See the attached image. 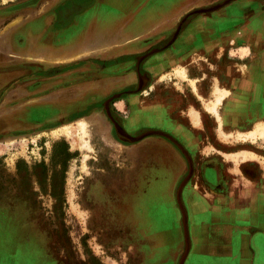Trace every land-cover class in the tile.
I'll return each instance as SVG.
<instances>
[{
  "label": "crops",
  "instance_id": "0c3cea01",
  "mask_svg": "<svg viewBox=\"0 0 264 264\" xmlns=\"http://www.w3.org/2000/svg\"><path fill=\"white\" fill-rule=\"evenodd\" d=\"M18 3L28 14L14 15L9 21L17 17L19 21L0 29V50L20 51L15 55L9 52L14 66L15 57H21L33 73L36 96L31 99L37 100V106L28 103L24 114L33 119L31 116L41 110L39 106L50 110L38 113L30 125L55 124L76 109V115L84 117L79 120L94 126L98 102L124 85H137L140 69L157 81L168 67L185 66L187 78L182 79L181 89L176 87V77L171 79L170 99L163 97L161 88V98L150 109L138 107L140 95L129 94L114 101L111 110L122 116L132 111L133 119L123 122L130 136L147 130L166 133L183 145L192 159V177L181 194L189 241L183 264H264V137L222 140L215 132V117L203 108L189 81L194 80L203 97L209 95L215 76L220 86L231 91L220 109L224 129L249 131L264 125V0H237L231 7L213 9L210 0ZM88 10L92 20L80 24L75 15ZM147 11L154 19L142 16ZM114 14L122 15L123 21L116 25L105 20ZM152 46L164 48L138 62L136 56ZM218 46L224 50L220 57L226 60L224 66L216 64L213 57ZM242 64L248 66L245 74L239 67ZM190 106L199 112L200 127L186 114ZM7 123L20 128L29 125L18 120ZM106 130L109 137H117L108 124ZM139 141L143 142L142 154L155 159V173L168 178L162 182L164 189L155 187V195L173 206V191L188 169L186 159L164 135L150 134ZM209 145L212 148L205 150ZM237 151L243 152L244 159L234 162L225 155ZM175 222L177 255L184 243L180 242L177 215ZM40 247V240L16 238L5 250L0 249V255L9 264V260L25 258Z\"/></svg>",
  "mask_w": 264,
  "mask_h": 264
},
{
  "label": "rangeland",
  "instance_id": "374dc122",
  "mask_svg": "<svg viewBox=\"0 0 264 264\" xmlns=\"http://www.w3.org/2000/svg\"><path fill=\"white\" fill-rule=\"evenodd\" d=\"M18 1L22 0H0V29L17 23L18 17L9 21L14 15L28 14L25 9H21L22 2ZM110 1L122 3L125 0ZM236 1L210 0L209 5L211 9L214 8L212 6L227 8ZM76 16H79L80 24H83L89 23L93 14L88 10ZM142 16L148 21L154 19L149 11ZM105 18L107 22L116 25L124 19L122 15L117 14ZM19 32L24 33L22 30ZM9 52L15 55L20 51L10 50L9 47L0 50V71L3 69L0 74L4 76L6 69H14ZM223 52L218 46L214 51L216 56L213 57L218 59ZM15 59L18 64L23 65L25 62L21 57ZM221 61L218 59L217 63L223 66L226 60L223 58ZM209 67L213 71L216 69L212 65ZM239 67L245 74L248 66L242 64ZM172 74L179 80L177 87L181 89L179 85L182 79L187 78V73L185 67L177 65L171 71L160 74L155 89L152 84L139 89L142 94L148 95L144 98H147L148 102H154L159 91L156 89L164 86L169 98ZM13 76L14 74H11L9 78L15 80L16 77ZM24 81V86L34 85L25 79ZM189 81L203 108L215 117V132L222 140L254 141L257 137H264V125L261 124L249 131L223 128L220 109L223 99L228 97L231 91L220 86L217 79L213 80L207 97L196 91L194 80ZM244 81L247 82L243 79ZM9 85L0 86V123H6L0 124V210H3L0 216V249L5 250L11 239L16 238L35 239L42 243L36 253L16 261L8 259L9 264H171V260L176 264L181 253L174 255L178 242L176 215L181 245L184 243L181 213L175 206V201L171 206L164 198L161 200L158 196H155L159 200L158 207H155L153 188L157 186L164 189L162 182L168 178L156 174L155 159L143 155L139 150L143 140L124 143L118 137H109L110 132H107L106 125L111 126L113 121L105 106L99 107V113L95 112L94 126H86L83 119L79 120L84 117L77 115L67 117L66 123L63 121L61 125L48 122L30 125L38 113L43 114L50 110L47 106L44 109V105L39 106L41 110L30 119V116L24 114V106L28 103H32L31 107L37 106V100L31 99L36 95L27 93L23 96L21 88H10ZM215 85L218 90H227V96L221 97L218 105L214 99ZM120 89L113 94L114 97L110 101L122 99L124 95L129 94L126 89L133 88L124 85ZM149 89L152 90L148 94ZM205 101L215 104L216 112L209 110ZM154 106L138 105L146 109ZM12 107L16 109L12 110ZM197 114L199 118V112ZM47 116L48 114L45 117ZM12 120L29 125L21 128L8 125L7 121ZM191 122L193 123L192 120ZM194 125L200 127V118ZM211 148L209 145L205 150L209 151ZM242 154L243 152L237 151L225 155L237 162L244 159ZM152 185L153 188L148 192L144 190L145 193L139 195L141 186L148 190ZM175 207L178 214L174 212ZM155 230L160 236H155ZM0 264H7L1 255Z\"/></svg>",
  "mask_w": 264,
  "mask_h": 264
},
{
  "label": "flooded vegetation",
  "instance_id": "af4514ba",
  "mask_svg": "<svg viewBox=\"0 0 264 264\" xmlns=\"http://www.w3.org/2000/svg\"><path fill=\"white\" fill-rule=\"evenodd\" d=\"M153 48H155V49H160V48H162L161 46H152V47H150L146 52H144V53H142V54H140V55H137L136 56V60L138 61V62H140L141 60H144L145 58H147L148 56H150L152 53H154V52H152L150 55H147L146 57H144V58H140L139 59V57L141 56V55H143V54H145V53H147V52H149L150 50H152ZM219 49H223L222 47H220L219 46ZM214 56H216L215 54H214ZM223 56V53H220V55H219V61L220 62H222L221 60H223V58H221V60H220V57H222ZM215 59V58H214ZM217 59V60H218ZM14 62H15V66H14V69H11V70H8V69H6L5 71H6V74H5V76L4 75H1L0 74V86L1 85H7V84H10L9 85V87L10 88H15V87H17V88H21L22 90H23V92H22V95L24 96L25 94H27V93H31V94H35V91H34V85H28V86H24V79L25 80H27V82H29L30 84H33L34 82L32 81V80H34V78H32L33 76L31 75V74H33L32 72H31V70H30V67L29 66H27V65H25V63L26 62H24L23 63V65H22V63L20 64H18V60H14ZM216 64H218L219 65V63H216ZM225 64V63H224ZM177 65H180V64H176V65H174V66H177ZM209 65H212L213 66V64H209ZM222 65V64H221ZM221 65H219V66H221ZM182 66V65H181ZM224 66V65H223ZM183 67H185V66H183ZM168 68H171V69H168ZM166 70H164L163 72H167V71H171L172 70V68L173 67H168ZM185 70H186V73H187V69L185 68ZM1 71L3 72V69H1ZM0 71V72H1ZM162 72V73H163ZM11 74H14V76L16 77V79L15 80H11L9 77H10V75ZM160 74L161 73H159V76H160ZM7 75V76H6ZM4 76V77H3ZM13 76V77H14ZM25 77L24 79L22 78V77ZM175 76L172 74L171 75V78H170V84H172V82H171V79L172 78H174ZM152 77H150L149 78V75L147 74V72L145 71V70H143V69H140L139 70V73H138V83H137V85H134V86H132L131 88H133V89H126V91L128 90V93L129 94H136L137 96H139L140 95V97H141V104H143V106L144 105H146V104H154L155 105V102H156V100L154 101V102H148L147 101V98H144L145 96H148V95H144V94H142V91L141 90H137V91H133V90H135L137 87H138V84H139V82H140V79H143V84H142V86H141V88H147L148 87V85L149 84H152L153 85V88L155 89L156 88V85L155 84H157V82H159L158 81V79H157V81L156 80H154V79H151ZM214 79H217V77L215 76V77H213L212 78V82H213V80ZM10 80H11V83H9L10 82ZM17 81V82H16ZM151 81V82H150ZM154 81H156V82H154ZM175 81L176 82H179V80L177 79V78H175ZM217 81H218V79H217ZM160 82H162V81H160ZM219 83V82H218ZM177 87V86H176ZM140 88V89H141ZM152 88V89H153ZM161 88L163 89L162 90V92H163V94H164V98L166 97L167 98V96H166V92H167V89H165L166 88V86H164V87H160L159 89H156L157 91H158V94H157V96H156V98H161V95H160V93H161ZM170 88V90H171V86L169 87ZM178 88V87H177ZM152 89H149V92H148V94L151 92V90ZM119 90H121V89H119ZM119 90H117V91H119ZM125 91V90H124ZM172 91V90H171ZM171 91H170V93H171ZM18 92H19V90H18ZM123 92V91H122ZM114 94V93H113ZM112 94V95H113ZM129 94H127V95H124L123 97H126V96H128ZM112 95H109L106 99H104L103 101L101 100L100 102H98V104H97V109L96 110H94V112H97L98 111V109H99V107H101L102 108V106H104V102L110 97V96H112ZM171 96V95H170ZM171 97H169L168 99H170ZM113 103V101H109V103H108V109H109V112H110V114H111V117L124 129V127H123V122H125V121H130V120H132L133 118H132V115H131V112H129V113H127L126 115H124V116H122V117H120L119 118V115H117L116 113H114L112 110H111V107H110V105ZM31 106V105H30ZM24 107H29V106H24ZM14 109H16V108H14ZM18 109H20V108H18ZM76 113H77V111H76V109H74L73 111H71L67 116H65V119L67 118V117H70V116H74V115H76ZM54 114H56L57 115V113L55 112ZM65 119H63L62 121L61 120H57L56 122H55V124H52V125H59L60 123H62L63 121L64 122H66V120ZM70 120H72V119H70ZM110 125H111V127H112V131L114 132V134H115V136H117L118 138H119V135L117 134V132H116V130H115V127H114V124L113 123H110ZM16 126H20V125H16ZM25 126H27V125H25ZM125 130V129H124ZM125 132H126V130H125ZM120 139V138H119ZM144 139V138H143ZM121 140V139H120ZM122 142H124V143H131V142H128V141H123L122 140ZM132 143H134V142H132ZM180 144V143H179ZM173 145H174V147L184 156V159H186V162H187V166H188V169H187V171H186V173H185V175H184V177L187 175V173H188V171H189V162H188V159H187V157L184 155V153L181 151V149L173 142ZM184 149H185V147L183 146V145H181ZM186 150V149H185ZM187 151V150H186ZM187 154H188V156H189V153L187 152ZM75 156V155H74ZM189 158H190V156H189ZM190 162H191V165L193 166V163H192V159L190 158ZM184 177L182 178V179H184ZM192 177V173H191V175L189 176V179ZM64 178H65V175H64ZM182 179H181V181H182ZM189 179H188V181H189ZM180 181V182H181ZM180 182L177 184V186L175 187V192L173 191V193H174V201L176 202V207H177V209H178V211H180L179 210V207H178V204H177V201H176V192H177V189H178V186H179V184H180ZM186 183V182H185ZM184 183V184H185ZM184 186V185H183ZM183 186H182V188H183ZM154 187H156V186H154ZM151 188H153V185L151 186V187H149L148 188V190H146L145 188H143L142 186H141V188H139V195H143L144 193H145V191H149ZM153 189H155V188H153ZM145 190V191H144ZM155 194H156V192H155ZM181 194H182V189H181ZM156 195H154L153 197V199H154V201L156 202L155 204V207L157 208V202L159 203V200L155 197ZM181 200H182V197H181ZM1 209V208H0ZM2 212H3V210H2ZM155 232H156V235L155 236H160L159 235V233H158V231H156L155 230ZM183 250H184V248H183ZM183 252V251H182ZM182 254V253H181ZM181 254H180V256H179V258H178V260H177V262H176V264H178L179 263V259H180V257H181ZM171 264H173V260H171Z\"/></svg>",
  "mask_w": 264,
  "mask_h": 264
},
{
  "label": "water",
  "instance_id": "95a60500",
  "mask_svg": "<svg viewBox=\"0 0 264 264\" xmlns=\"http://www.w3.org/2000/svg\"><path fill=\"white\" fill-rule=\"evenodd\" d=\"M154 50L156 51L157 49L150 50L148 53H145V54L141 55L139 57V59L142 58V57L144 58V56L150 55ZM140 81H141V79H140ZM140 88L141 87H140V82H139L138 87L135 90H133V91H137ZM112 97H114V95L110 96L104 102V106L107 108V110H109L108 109V103L112 99ZM111 119H112V121L114 123L115 130H116V132L119 135V138L121 140L133 142V141H139V140L145 138L146 136H148L150 134H161V135H164V136L168 137L173 142H175V144H177V146L182 150V152L184 153V155L188 159L189 171H188L187 175L184 177V179H182V181L180 182V184L178 186V189H177V192H176V201H177L180 213H181V223H182L183 235H184V251L181 254V257L179 259V263L178 264H183L184 259H185L186 254H187V251H188L189 241H188V230H187V215H186V210L184 208L183 202L181 200V189H182V186L184 185V183L187 181V179L189 178V176L192 173V165H191V162H190V158H189V156L187 154V151L181 146V144H179L175 139H173L170 135H168L166 133H163V132H160V131H156V130H147V131L142 132L138 136H130L127 132H125V130L113 118H111Z\"/></svg>",
  "mask_w": 264,
  "mask_h": 264
},
{
  "label": "bare ground",
  "instance_id": "6f19581e",
  "mask_svg": "<svg viewBox=\"0 0 264 264\" xmlns=\"http://www.w3.org/2000/svg\"><path fill=\"white\" fill-rule=\"evenodd\" d=\"M148 53V52H147ZM144 57H146V56H144ZM143 58V57H142ZM142 86V79H141V81H140V87ZM214 92H216V93H214V96H215V102H216V105H218V103L220 102V99H222L221 97H224V95H226L227 94V90L226 89H217V86L215 85L214 86ZM227 96V95H226ZM202 98V97H201ZM202 100H203V98H202ZM205 104L207 103V107H208V109L210 110H213V111H215L216 112V110H217V108H216V105L215 104H209V102L208 101H205L204 102ZM198 111L196 110V109H194V108H190L189 110H188V112H187V115L189 116V118L193 121V123L194 124H196V122H198V120H199V118H198ZM222 134H223V132H221ZM230 155V154H229ZM184 251V250H183ZM183 253V252H182Z\"/></svg>",
  "mask_w": 264,
  "mask_h": 264
}]
</instances>
